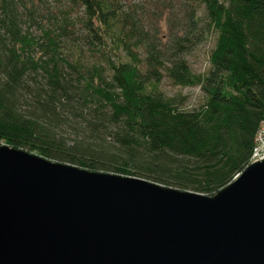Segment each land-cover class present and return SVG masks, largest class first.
<instances>
[{"label": "trees", "instance_id": "1", "mask_svg": "<svg viewBox=\"0 0 264 264\" xmlns=\"http://www.w3.org/2000/svg\"><path fill=\"white\" fill-rule=\"evenodd\" d=\"M174 1L0 0V145L207 196L232 183L264 119V0ZM164 72L204 100L183 108Z\"/></svg>", "mask_w": 264, "mask_h": 264}, {"label": "water", "instance_id": "2", "mask_svg": "<svg viewBox=\"0 0 264 264\" xmlns=\"http://www.w3.org/2000/svg\"><path fill=\"white\" fill-rule=\"evenodd\" d=\"M0 264H264V160L207 196L2 144Z\"/></svg>", "mask_w": 264, "mask_h": 264}, {"label": "rangeland", "instance_id": "3", "mask_svg": "<svg viewBox=\"0 0 264 264\" xmlns=\"http://www.w3.org/2000/svg\"><path fill=\"white\" fill-rule=\"evenodd\" d=\"M174 2L178 4L177 0H175ZM177 7L179 6L177 5ZM168 11L169 10H165L162 14L157 12V16L155 15L156 17H154V21L156 22V27L159 30V34L160 36H163V38L169 36L171 31L174 29L175 14H172ZM203 12L204 11L202 7L200 10V14H202ZM216 37V33L208 34L205 39L202 40L199 44H197L192 49L191 53L187 55V59L189 60L194 71L204 72L210 67V53L215 45ZM159 89L163 91L167 96L178 97L179 99L184 98L182 101V107L185 109H191L198 106L204 100L205 97L201 87L177 86L165 74V72L164 78L159 84Z\"/></svg>", "mask_w": 264, "mask_h": 264}, {"label": "built area", "instance_id": "4", "mask_svg": "<svg viewBox=\"0 0 264 264\" xmlns=\"http://www.w3.org/2000/svg\"><path fill=\"white\" fill-rule=\"evenodd\" d=\"M255 142L257 147H254L250 163L264 160V121L257 131Z\"/></svg>", "mask_w": 264, "mask_h": 264}, {"label": "bare ground", "instance_id": "5", "mask_svg": "<svg viewBox=\"0 0 264 264\" xmlns=\"http://www.w3.org/2000/svg\"><path fill=\"white\" fill-rule=\"evenodd\" d=\"M263 121H264V119L262 120L261 124L263 123ZM261 124H260V126H261ZM255 147H257V143H256ZM252 163H253V162H252ZM250 164H251V163H250ZM241 174H242V173H241Z\"/></svg>", "mask_w": 264, "mask_h": 264}]
</instances>
